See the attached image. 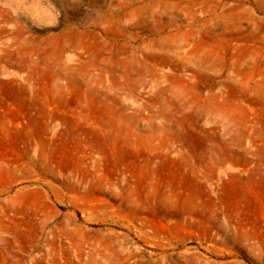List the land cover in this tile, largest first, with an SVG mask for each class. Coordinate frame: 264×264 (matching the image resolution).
<instances>
[{
  "label": "rangeland",
  "instance_id": "374dc122",
  "mask_svg": "<svg viewBox=\"0 0 264 264\" xmlns=\"http://www.w3.org/2000/svg\"><path fill=\"white\" fill-rule=\"evenodd\" d=\"M0 264H264V0H0Z\"/></svg>",
  "mask_w": 264,
  "mask_h": 264
}]
</instances>
